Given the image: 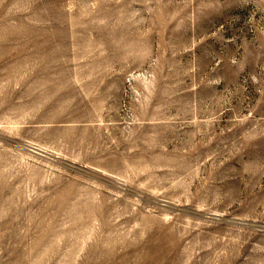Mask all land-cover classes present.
<instances>
[{
    "label": "rangeland",
    "instance_id": "obj_1",
    "mask_svg": "<svg viewBox=\"0 0 264 264\" xmlns=\"http://www.w3.org/2000/svg\"><path fill=\"white\" fill-rule=\"evenodd\" d=\"M0 264H264V0H0Z\"/></svg>",
    "mask_w": 264,
    "mask_h": 264
}]
</instances>
